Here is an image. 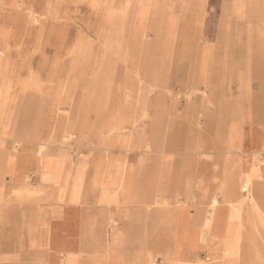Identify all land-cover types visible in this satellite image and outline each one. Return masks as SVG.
Segmentation results:
<instances>
[{"label": "crops", "instance_id": "crops-1", "mask_svg": "<svg viewBox=\"0 0 264 264\" xmlns=\"http://www.w3.org/2000/svg\"><path fill=\"white\" fill-rule=\"evenodd\" d=\"M206 2L220 5V34L254 37L221 44L220 105L207 104L204 121L176 119L173 143L159 122L154 140L115 137L104 150L77 153L46 144L40 153L38 123L7 122L0 110V264H150L167 241L180 261L214 258L223 249L227 264H237L226 248L240 243L238 264H261L264 0ZM217 29L208 24L202 34ZM167 162L180 167V207L172 220L165 207L153 206L166 199Z\"/></svg>", "mask_w": 264, "mask_h": 264}, {"label": "rangeland", "instance_id": "rangeland-1", "mask_svg": "<svg viewBox=\"0 0 264 264\" xmlns=\"http://www.w3.org/2000/svg\"><path fill=\"white\" fill-rule=\"evenodd\" d=\"M220 15L206 0H0V110L7 122L38 123L40 153L46 144L77 153L104 150L115 137L154 140L159 122L171 144L176 119L204 121L207 106L220 105L221 44L253 40L220 34ZM208 24L219 33L203 35ZM175 149L166 148L167 160ZM177 166L166 163V199L153 204L166 208L167 220L180 207ZM260 245L264 264V233ZM170 246L150 264L191 263ZM222 254L194 264H224Z\"/></svg>", "mask_w": 264, "mask_h": 264}, {"label": "bare ground", "instance_id": "bare-ground-1", "mask_svg": "<svg viewBox=\"0 0 264 264\" xmlns=\"http://www.w3.org/2000/svg\"><path fill=\"white\" fill-rule=\"evenodd\" d=\"M250 184H251V176L248 177L247 179V182L244 186L245 189H248L250 187ZM217 201L215 200V203ZM251 202L253 203V200L251 199ZM240 217V216H239ZM264 218V217H263ZM256 228V227H255ZM239 229V228H238ZM250 230V229H249ZM263 230V233H264V226L262 228ZM241 231V230H240ZM255 231V230H254ZM256 232V231H255ZM237 235V234H236ZM254 236V235H253ZM257 236V235H256ZM263 236V235H262ZM258 237V236H257ZM236 240V239H235ZM239 241V240H238ZM257 245V244H256ZM239 250H240V243H234V244H231L230 246H228L226 248V254L227 256H229L230 260L233 261L235 260L238 255H239ZM255 252V251H254ZM226 260V259H225ZM229 261V260H228ZM198 262V261H196ZM195 262H191L190 264H194ZM201 263V262H200Z\"/></svg>", "mask_w": 264, "mask_h": 264}]
</instances>
